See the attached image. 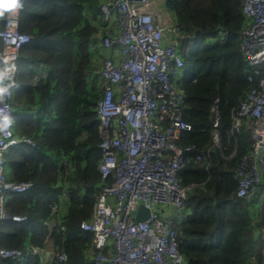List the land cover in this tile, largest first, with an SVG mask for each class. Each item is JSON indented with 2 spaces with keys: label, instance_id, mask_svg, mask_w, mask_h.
<instances>
[{
  "label": "trees",
  "instance_id": "16d2710c",
  "mask_svg": "<svg viewBox=\"0 0 264 264\" xmlns=\"http://www.w3.org/2000/svg\"><path fill=\"white\" fill-rule=\"evenodd\" d=\"M242 4L164 0L181 30L185 67L176 85L184 94L183 118L192 125L180 139L192 148L179 173L189 187L185 214L174 223L186 264H264V199L236 195V168L253 141L246 126L231 133L233 117L257 85L255 78L249 80L252 68L241 51L247 23ZM100 5L101 0H24L19 28L31 41L18 54L12 122L35 145L11 147L7 163L10 179L29 181L32 188L6 201L8 213L27 219L4 220L0 230V246L21 250L24 258H0V264H50L45 256L50 243L67 254L68 264H93L92 233L80 223L92 217L102 186L111 182L99 170L103 87L93 48L102 23ZM214 107L220 148L211 141ZM205 146L210 153L197 161ZM64 191L66 209L54 211V204L62 208Z\"/></svg>",
  "mask_w": 264,
  "mask_h": 264
},
{
  "label": "built area",
  "instance_id": "2783aa9c",
  "mask_svg": "<svg viewBox=\"0 0 264 264\" xmlns=\"http://www.w3.org/2000/svg\"><path fill=\"white\" fill-rule=\"evenodd\" d=\"M158 1L102 0L100 5L105 24L96 34L95 45L103 87L98 101L99 170L102 178L111 182L102 186L92 217L80 223L92 233L93 264H186L174 223L185 214L189 187L182 185L179 173L186 164L185 151L192 148L180 145V139L192 125L183 118L184 94L176 85L185 67L181 30L174 15L163 16ZM23 8L24 0L14 13L9 10L0 16V69L5 64L15 65L11 80L0 81V87L11 85L6 92L0 89V230L4 220L27 219L23 214L8 213L6 201L32 188L29 181L11 180L7 163L11 147L35 145L31 137L17 133L12 122L18 54L31 41L19 28ZM242 13L247 23L241 51L252 68L249 80L255 78L257 85L242 98L233 117L231 133L246 126L253 141L236 168V195L246 200L264 199V0H243ZM213 111L211 141L220 148L218 110L214 107ZM5 118L10 121L7 125ZM209 153L210 147L205 146L197 151L196 160L204 161ZM66 198L64 191L63 206L59 209L54 204V211L64 213ZM46 257L50 264H68L62 250L51 251ZM0 258L22 260L24 253L0 246Z\"/></svg>",
  "mask_w": 264,
  "mask_h": 264
},
{
  "label": "clouds",
  "instance_id": "9594fccd",
  "mask_svg": "<svg viewBox=\"0 0 264 264\" xmlns=\"http://www.w3.org/2000/svg\"><path fill=\"white\" fill-rule=\"evenodd\" d=\"M20 7H22V0H0V16L4 15L9 10H13L14 13V11ZM14 68L15 65L5 64L4 67L0 69V81H10ZM10 86V84L5 83L0 89L6 92ZM8 123H10V121L5 118V125Z\"/></svg>",
  "mask_w": 264,
  "mask_h": 264
},
{
  "label": "crops",
  "instance_id": "0c3cea01",
  "mask_svg": "<svg viewBox=\"0 0 264 264\" xmlns=\"http://www.w3.org/2000/svg\"><path fill=\"white\" fill-rule=\"evenodd\" d=\"M102 1V0H101ZM158 3H159V8H160V10H161V12H162V14H163V16L164 17H167V16H170V15H173V13H171L170 11H168L167 9H166V7L164 6V0H159L158 1ZM104 21L102 20V23L100 24V27H99V29H102V27L104 26ZM93 51H95V46H94V48H93ZM94 59H95V61H96V57H95V53H94ZM97 62V61H96ZM46 72H44L43 74H45ZM36 76V75H35ZM49 248L47 249V253H49V252H51V251H54V248H53V246H52V244L50 243L49 244V246H48ZM47 253H45V256H46V254Z\"/></svg>",
  "mask_w": 264,
  "mask_h": 264
},
{
  "label": "water",
  "instance_id": "95a60500",
  "mask_svg": "<svg viewBox=\"0 0 264 264\" xmlns=\"http://www.w3.org/2000/svg\"><path fill=\"white\" fill-rule=\"evenodd\" d=\"M143 209H144V206H141L140 209H139V212L141 213V211H142ZM140 213H139V215H138V219L142 218L141 215H140ZM147 215H148V210L146 211V213H145L144 216L146 217ZM143 218H144V217H143Z\"/></svg>",
  "mask_w": 264,
  "mask_h": 264
},
{
  "label": "rangeland",
  "instance_id": "374dc122",
  "mask_svg": "<svg viewBox=\"0 0 264 264\" xmlns=\"http://www.w3.org/2000/svg\"><path fill=\"white\" fill-rule=\"evenodd\" d=\"M96 64L98 65V67L100 68V62L98 60V62H96ZM101 85H102V82H101ZM48 258L50 259V257L48 256Z\"/></svg>",
  "mask_w": 264,
  "mask_h": 264
}]
</instances>
